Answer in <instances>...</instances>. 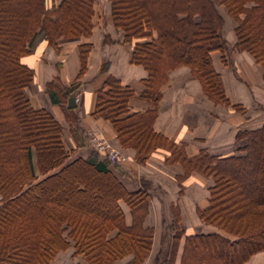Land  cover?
Here are the masks:
<instances>
[{
	"label": "trees",
	"instance_id": "obj_1",
	"mask_svg": "<svg viewBox=\"0 0 264 264\" xmlns=\"http://www.w3.org/2000/svg\"><path fill=\"white\" fill-rule=\"evenodd\" d=\"M215 1L236 22L233 47L260 64L264 82V0H108V20L122 33L119 43L130 45L129 63L140 65L146 74L137 91L110 73L109 61H102L90 117L107 121L120 148L132 149L139 164L154 151L165 150L163 163L180 167L174 176L180 193L192 172L212 180L195 212L218 230L185 234L174 205L172 254L165 264H243L264 251V122L237 129L232 154L206 148L191 153L185 142L154 126L171 71L184 66L213 103L238 113L247 110L231 101L214 66L212 51L218 50L226 62L227 50ZM99 16L97 0H0V264H51L69 246L89 264H113L128 256L126 264H141L151 249L153 227L144 224L151 199L148 183L141 179L139 187L128 189L93 147L85 156L69 158L85 145L86 131L74 124V108L66 103L82 86ZM70 38L78 40L74 79L64 83L57 62V74L44 89L50 103L63 111L72 148L65 145L63 123L26 96L24 88L36 71L23 61L41 41L58 53L59 41ZM103 41L118 42L108 34ZM133 99L143 106L133 108ZM76 168H91L114 191L93 204L88 198L81 201L78 196L88 188L77 179L70 187L58 185ZM121 202L128 208L129 222Z\"/></svg>",
	"mask_w": 264,
	"mask_h": 264
},
{
	"label": "rangeland",
	"instance_id": "obj_2",
	"mask_svg": "<svg viewBox=\"0 0 264 264\" xmlns=\"http://www.w3.org/2000/svg\"><path fill=\"white\" fill-rule=\"evenodd\" d=\"M218 10L223 17V25H222V35L226 41L227 50L225 51V58L226 62H223L220 60V52L218 50L212 51V58L214 61V66L218 72L221 73L223 77V81L225 82L224 85H227V88L229 90L228 96L230 97L232 102H240L244 103L246 106V86H248V82L246 83V77L247 75L251 76V81L256 86L255 91H250V94L253 96L252 99H250L247 102L248 108L245 112H236L231 107H225L221 104H215L210 99L207 98V96L204 94L202 89L196 90L194 88L195 84V78L193 75H191L190 78H193L189 84V90L187 91L190 94V101H181V103L176 99L177 104L183 105L185 110L182 112H185L188 116L192 114V118L194 117V113L198 111L201 116L202 125L199 128L194 127V135L200 134L205 137H207L209 124L218 122L216 120H223L225 123L224 126H220V130L216 131L215 136H211L213 139L218 138L220 141H227L232 135L235 133V131L239 128L244 127H252L261 124L264 122V95L261 90L258 88L264 89V82L261 78L262 73V67L259 63H256L252 56L246 52V51H239L236 50L233 47L234 43V27L236 25V22L233 20V18L227 13L225 7L221 4H219L217 1H215ZM109 10V4L108 0H97V11L100 12V16L98 18V25L101 29L102 24H105L108 20V17H106L107 12ZM97 37V36H95ZM96 39V38H95ZM98 42V41H95ZM95 48L99 52V45L96 43ZM56 54V53H55ZM56 59V56L54 57ZM26 61V60H25ZM40 65H43L40 69ZM66 66H67V74L69 78H72L73 74L75 73V66H76V58H75V51L73 49H68L66 52ZM182 67H179L173 71H171V74L174 75V77H179V69ZM188 68V67H187ZM55 69V63H46L44 61H40L38 65V72H40V78L39 82L42 84L45 79H48L51 75V72ZM189 73H191L189 71ZM193 76V77H192ZM182 77V76H181ZM253 77V78H252ZM182 80V78H179ZM185 79V78H184ZM73 80V78L71 79ZM173 80V79H172ZM125 82V81H124ZM35 83H38V80L36 79ZM178 83L177 80H173L171 84V88L168 90H171L173 92V95H175L177 98H181L180 94L182 92H185V88H181V86L177 87L176 84ZM238 83L240 87L236 89L233 84ZM193 84V85H192ZM175 85V86H174ZM183 86V85H182ZM173 87V88H172ZM188 89V88H187ZM259 92V93H258ZM179 94V95H176ZM257 94V95H256ZM261 94V95H260ZM165 101L160 102L161 103V115L162 118L164 117L163 109H166V99H168V96L164 97ZM260 98V99H257ZM240 99H243L240 101ZM191 103L192 105H196V110L193 109V106L189 105ZM189 103V104H187ZM182 106V107H183ZM54 110V109H53ZM57 114V112H56ZM184 117V116H183ZM220 123V124H221ZM66 125L68 123H65ZM77 125V124H75ZM67 127H65V133H67ZM89 130H86L85 133V141L86 145H88V150L93 149L92 144L89 140ZM97 130V129H94ZM103 133L101 130H97ZM215 134V133H214ZM201 137V136H200ZM203 138L206 140L205 144L209 143V141L212 139L211 137ZM108 139V138H107ZM110 141V140H109ZM232 144V145H231ZM228 147V144H226V148L220 153V154H232L235 153L234 147L235 143H231ZM114 145V144H113ZM115 146V145H114ZM116 146L119 149L120 157L119 161L115 163H111L110 166L115 169V166H120V164L123 167H126V174L131 180H136V176L138 175V169L136 168L137 165H144L137 163L133 158L128 156L124 150L120 148L118 144ZM115 146V147H116ZM86 152L85 147H79L77 148L69 158H72L73 156H78ZM155 152V151H154ZM153 152V153H154ZM210 152H214V150L210 148ZM216 152V151H215ZM152 153V154H153ZM141 167V166H140ZM178 168L177 165H168L164 164L162 161L153 163L152 165L143 166V169L141 170L142 173L147 175L149 177V186L151 187V199H150V206L148 214L145 217L144 224L148 226L153 227V239H152V245L151 249L148 253V256L141 264H165L166 260L169 258L170 254H172V245H173V234H174V219H173V207L174 205H178L179 211H180V219H179V225L184 230V233H191V232H212L217 231V227L206 224L199 220V218L196 215L195 212V204L200 203L203 204L205 202V199L208 195V186L212 183L211 178H206L204 176H200L198 181L196 178L194 179H188L185 182V186L183 189V192L180 193L178 190V184L175 180V175L172 176L175 173V168ZM142 168V167H141ZM144 170V171H143ZM79 177V178H76ZM79 181V183L84 184L86 188H88V191L83 196H78L75 194H72L73 198L77 199V196L80 197V200L83 202H86V199H90L91 201L89 203H96L100 200L102 196H104L107 193H110L114 191V187L110 184L109 180L105 177L100 176L97 172H92L91 168H76L73 169L70 173L66 174V176L62 177L59 184H64L65 186L72 184V181ZM124 180H126L124 178ZM197 180V181H196ZM66 183V184H65ZM247 187V186H246ZM195 191V192H194ZM71 192L69 193V195ZM79 199V198H78ZM88 203V204H89ZM85 203L86 208H90L92 210H96V207H94L92 204L88 205ZM122 208L124 209L125 215L129 217V212L127 206L121 202ZM182 239L183 235L181 236V240L178 243V247L174 254V260L176 263L179 262L180 259V250L182 247ZM73 253V247L69 246L65 252H63V257L70 264H89L87 263L82 256L78 255L75 256ZM257 254V253H256ZM131 257H125L123 259H119L115 261L113 264H126L127 261ZM67 262V263H68ZM245 263V262H244ZM243 263V264H244Z\"/></svg>",
	"mask_w": 264,
	"mask_h": 264
},
{
	"label": "crops",
	"instance_id": "obj_3",
	"mask_svg": "<svg viewBox=\"0 0 264 264\" xmlns=\"http://www.w3.org/2000/svg\"><path fill=\"white\" fill-rule=\"evenodd\" d=\"M108 12H109V10H108ZM108 12H107V14H108ZM106 17H107V15H106ZM105 34L110 35V37L112 39H114L118 42H116V43L104 42L103 38H104ZM95 36H97V37H95ZM121 37H122L121 31L118 29H115L109 20H107L105 24H102L101 29L99 28V25L96 26V28L94 29V31L90 37V41L92 42V48H91V50L89 52V56H88V67H87L86 72L83 74V76L81 78L82 86L80 87L79 91L75 95L76 96V105H75V107H73L74 108L73 112H74L75 116L77 117L76 122H74V124H78V126H80V127L82 126L85 131L88 129L101 130L103 132V134L115 146L118 143L114 137V132L111 128V125L107 121H99L96 118L90 117L89 112L91 111L92 105H93L94 87L97 84V82L100 81V79H99L100 75H98V68H99V65L102 61H109L110 73H112L115 76H117L118 78H120L123 83L130 84L137 91L140 89L139 79L144 77L146 72L143 69V67H141L140 65H135V64L129 63L128 59H129V54H130V45L119 43V41L121 40ZM95 41H98V42H95ZM59 42L61 45V49H60V52H58V53L51 46H49L45 41H41L36 45L34 51L31 54H28V55L23 57V61L28 63L29 65L33 66L35 68V71H36L34 81L32 83H30L27 87L24 88V92H25L26 96L31 98L35 103L47 107L52 112V114L60 122L63 123L64 128H65V127H67V125L65 124L66 122L64 121V114H63L62 109L60 108V106L50 103L48 96L45 93L44 87H45V83L57 74V69H56V63L57 62H60V64H61L60 76L62 77L63 82L68 84L72 81L71 80L72 78L74 79V77L77 73V70H78V58H77L78 40L75 38H70V39L60 40ZM96 43H98V45H99V52L95 48V45H97ZM69 48L73 49L75 51V58H76L75 73L73 74L72 78H69V76L67 74V66H66V52L68 51ZM55 56H56V59H54ZM40 61L41 62L44 61L46 63H51V62L55 63V69H53L50 77L48 79H45L42 84L39 82L41 70L38 72V65H39ZM42 66L43 65H40V69L43 68ZM189 71H190L189 68L184 66L181 69H179V73H180L179 77H174L173 74H170L169 85L163 90V95H162V98L160 100V102H163V101H165L164 97L168 96V99H166L167 102L165 103L166 109L165 108L163 109L164 117L162 118L161 103L159 102L158 116L155 120L154 126L158 131H162V132L167 133L169 137H171L175 140H178V141L185 142L187 150L191 153L196 152L200 148H206L208 151H210V148H211V151H212V149L214 150L213 153H221L224 150V148H226V144H228V147H229L231 143H234V134L227 141H225V140L220 141V139H218L217 137L213 139L211 136H215L217 129L219 131L220 128H222L220 126H224V124H222V123H225V122L223 120H221L222 121V123H221L220 120H216L218 122H215L214 124L213 123L209 124V129H208V133L206 136L211 137L212 139L209 141V143L205 144L206 140L203 139L205 136L202 137V135L200 134V136H201L200 137L199 135H194V133H193L194 127L197 129L202 125V120H201V118L199 119L201 114L198 111H196L194 113V117L192 118L191 116H193V115L190 114L188 116L187 114H185V112H182L183 110H185L184 106L182 105L183 106L182 107L181 105L177 104V102H176V99L180 103H181V101H190V94L187 91L189 90V84L191 81H193L192 80L193 78H190L192 74L189 73ZM247 76L248 77H246L247 78L246 83L248 82V84H247L248 86H246V89H247L246 90V92H247L246 106H245V101H244V103L242 102V104L246 108H248L247 102L253 98V96L250 94V91L251 92L255 91V88H256L254 83H252L253 81L250 82L251 76H249V75H247ZM179 78H182V80H180ZM36 79L38 80V83H35ZM172 79L173 80L178 79V83L176 84L177 87L180 85L181 88H185V92H182V94H180L181 98H177L175 95H173V92L171 90H168L171 88V84L173 82ZM194 80H195L194 88L196 90L201 89V86H200L199 82L197 81V79L195 78ZM224 84H225V82H224ZM233 85L235 87L234 88L235 91H236V89H238L240 87V85H238V83L233 84ZM225 87H226V91L228 94L229 90L227 88V85H225ZM258 89L261 90L262 92H264L263 88L259 87ZM176 95H179V94H176ZM263 95H264V93H263ZM257 99H260V98H257ZM242 100L243 99H240V101H242ZM189 103H187V104H189ZM189 105L191 106V103ZM131 106L133 108L137 109V108H141L143 106V103H141L138 99H133ZM192 106H193V109L196 110L197 106L196 105H192ZM192 106H191V108H192ZM56 112H57V114H56ZM259 125L252 126L250 128L257 127ZM207 137H205V138H207ZM64 142H65L66 147L72 148V146H73L72 140H70L69 135L66 133L64 134ZM80 147L86 148V152H84L81 155L82 156L87 155L88 149H89L88 145L85 144V145L80 146ZM121 149L124 150L126 152V154H128V156L133 158V150L132 149H124V148H121ZM166 154H167V152L165 150L158 149L151 155V157L146 161V163L144 165H137L136 168L138 169L139 172H138V175L136 176L137 179L135 181L131 180L127 176V174H126L127 169H126V167H123L121 165L122 163L120 164L119 167L115 166V169H113V168L112 169L114 170V172L117 174V176L120 178V180L125 184V186L128 189L134 190L135 188L139 187L140 186V180L144 179L148 183L147 184L148 185V191L150 193H152V191L150 189L151 187L149 186V181H150L149 177L147 175H145L144 173H142L141 170L143 169V166H146V168H148V166H150V164L152 165L153 163L162 161L163 157ZM180 171H181L180 167L178 166V168L177 167L175 168L174 172H180ZM175 174H173L172 176H174ZM200 176H202V175H200L196 172H192L191 175L188 177V179H190V178L195 179L196 178L198 181H200V179H199ZM124 178L126 180H124ZM194 208H195V206H194ZM123 211H124V209H123ZM125 218H126L127 222L130 221V217L125 215ZM63 252H65V250L59 251L56 254L55 258L52 260L51 264H70L67 260L65 263V258L62 256ZM244 264H264V251H260V252H257V254L256 253L253 254L248 260L245 261Z\"/></svg>",
	"mask_w": 264,
	"mask_h": 264
},
{
	"label": "built area",
	"instance_id": "obj_4",
	"mask_svg": "<svg viewBox=\"0 0 264 264\" xmlns=\"http://www.w3.org/2000/svg\"><path fill=\"white\" fill-rule=\"evenodd\" d=\"M89 140L93 148L99 152V154L107 158L110 163L119 161L120 152L107 137L97 130H89Z\"/></svg>",
	"mask_w": 264,
	"mask_h": 264
},
{
	"label": "water",
	"instance_id": "obj_5",
	"mask_svg": "<svg viewBox=\"0 0 264 264\" xmlns=\"http://www.w3.org/2000/svg\"><path fill=\"white\" fill-rule=\"evenodd\" d=\"M76 105V97L74 95L70 96L67 100L66 106L68 108H73Z\"/></svg>",
	"mask_w": 264,
	"mask_h": 264
}]
</instances>
